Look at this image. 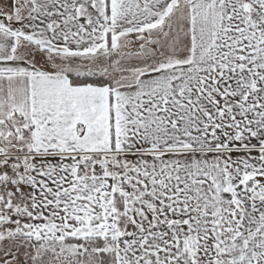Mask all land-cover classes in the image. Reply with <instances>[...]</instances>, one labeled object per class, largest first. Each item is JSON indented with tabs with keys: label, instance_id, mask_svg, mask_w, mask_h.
<instances>
[{
	"label": "snow or ice",
	"instance_id": "1",
	"mask_svg": "<svg viewBox=\"0 0 264 264\" xmlns=\"http://www.w3.org/2000/svg\"><path fill=\"white\" fill-rule=\"evenodd\" d=\"M0 264H264V0H0Z\"/></svg>",
	"mask_w": 264,
	"mask_h": 264
}]
</instances>
